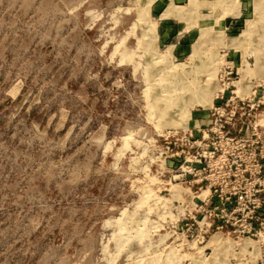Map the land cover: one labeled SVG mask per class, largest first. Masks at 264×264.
<instances>
[{
  "label": "rangeland",
  "instance_id": "1",
  "mask_svg": "<svg viewBox=\"0 0 264 264\" xmlns=\"http://www.w3.org/2000/svg\"><path fill=\"white\" fill-rule=\"evenodd\" d=\"M228 83L264 94V0H0V264H264L163 162Z\"/></svg>",
  "mask_w": 264,
  "mask_h": 264
},
{
  "label": "built area",
  "instance_id": "2",
  "mask_svg": "<svg viewBox=\"0 0 264 264\" xmlns=\"http://www.w3.org/2000/svg\"><path fill=\"white\" fill-rule=\"evenodd\" d=\"M229 85L161 141L164 166L181 189V222L197 228L201 244L218 233L264 231V94L240 95Z\"/></svg>",
  "mask_w": 264,
  "mask_h": 264
},
{
  "label": "bare ground",
  "instance_id": "3",
  "mask_svg": "<svg viewBox=\"0 0 264 264\" xmlns=\"http://www.w3.org/2000/svg\"><path fill=\"white\" fill-rule=\"evenodd\" d=\"M198 52V51H197ZM201 87V86H200ZM177 88V87H176ZM175 88V89H176ZM199 88V87H198ZM208 88V87H207ZM205 90V89H204ZM170 91V90H169ZM180 91V90H179ZM182 92V91H181ZM203 92V91H202ZM195 94V93H194ZM178 96H180V95H178ZM177 99V98H176ZM213 93L211 92V90H207V91H205L204 93H203V97H202V99H200V100H197L198 101V103L200 104V105H203V106H211L212 105V102H213ZM194 103V102H193ZM185 104V103H184ZM186 116V113L185 112H182L181 113V116H180V119H184V117ZM178 118V117H177ZM177 120V119H176ZM172 126L173 127H183V128H187V127H185L186 125H185V122H183L182 120H180V121H173V123H172ZM174 194H181V189L179 188V187H176V188H174ZM219 235L218 234H216L213 238H212V240H211V242H216V243H220V241H219ZM251 242L250 241H248V240H246V242H245V244L246 245H249Z\"/></svg>",
  "mask_w": 264,
  "mask_h": 264
},
{
  "label": "crops",
  "instance_id": "4",
  "mask_svg": "<svg viewBox=\"0 0 264 264\" xmlns=\"http://www.w3.org/2000/svg\"><path fill=\"white\" fill-rule=\"evenodd\" d=\"M171 28H172V27H168L167 31H169V32L172 31ZM245 91H246V92H245ZM241 93H242V94H246V93H247V89H242V88H241ZM213 101H214V100H213ZM212 103H213V102H212Z\"/></svg>",
  "mask_w": 264,
  "mask_h": 264
}]
</instances>
